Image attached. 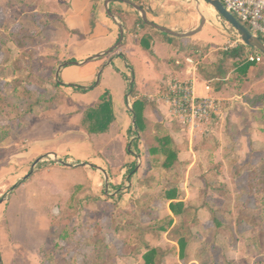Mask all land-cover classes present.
Masks as SVG:
<instances>
[{
  "label": "rangeland",
  "instance_id": "rangeland-1",
  "mask_svg": "<svg viewBox=\"0 0 264 264\" xmlns=\"http://www.w3.org/2000/svg\"><path fill=\"white\" fill-rule=\"evenodd\" d=\"M185 1L189 4L187 13H193L198 27L205 11L204 26L214 24L216 34L227 35L235 30L207 1ZM112 3L114 9L125 6L122 3L127 4L123 1ZM75 14L73 0H0V30L4 29L6 22L15 32L22 26L26 28V33L22 32L17 42L7 41L4 51L0 52V63L8 60L9 64H16L10 77L3 80L31 75L44 82L43 87L32 86L40 92L51 88L54 80L69 84L62 88L64 95L57 108L26 118V126L20 125L14 114L6 122L12 125L13 133L0 144V254L3 264H47L44 255L47 251L55 257L65 255L56 246L57 243L64 245L57 238L56 221L65 209L75 211L72 225L78 234L85 224L93 227L101 222L108 227L111 224L120 226L121 230L111 242L124 264L142 263L141 256L133 253L136 243L131 239L138 229L158 230L164 235L155 237L149 234L148 239L152 245L167 248L169 242L161 228L168 224L170 217L175 223L179 221V217L171 212L169 201L161 197L162 186L142 191L137 186L146 149L142 142L136 145L138 134L130 108L134 98H130L131 84L134 83L136 94L143 97L156 93L158 85L177 74L171 70L170 62L156 61L147 54L158 74L156 84L146 81L148 68L133 55H127L130 65L118 61L120 68L129 75L123 76L118 70L106 67L97 86L95 80L82 85L75 81L87 75L93 67L103 68L106 63L102 59H93L84 66L66 65L60 79L57 73L61 65L77 61V57L84 58V61L92 52L87 37H84L87 35L84 30L86 17ZM122 18L128 26L133 20L122 14L117 17L118 22L121 23ZM137 41L133 38L130 43L138 45ZM222 42L217 40L212 47L204 45L189 55L201 63L215 59L228 45L226 41ZM130 43L128 41L127 45ZM123 48L114 50L113 55L122 52ZM186 64L183 59L180 64L183 73ZM234 74L232 72L229 76ZM220 83L218 96L224 100L225 113L230 115L236 129L226 130V121L222 120L190 134L178 122L172 124V118L163 114V122L174 138L178 142L188 141L190 146L181 154L187 167L182 170L178 195L186 203L204 206L202 219L195 227L198 239L188 248L187 263L177 248V252L168 255L163 264H199L195 258L204 242H216L226 252L229 263L217 254L215 264H264L261 261L263 256L259 255L253 242L256 232L247 229L239 233L237 230L236 221L244 208V201L251 197L253 205L254 199L244 185L245 178H235L233 174L235 161H244L248 155L246 137L242 135L248 132L246 128L254 126V109L245 98L256 94L264 84V59L262 63L252 65L248 78L236 81L231 78ZM3 84L4 81L1 83L4 90ZM74 86L93 88L81 91ZM107 88L110 89L115 119L107 132L91 134L81 119L86 108L97 102ZM127 95L129 97L125 100ZM148 112V118L155 121L157 117ZM102 134L108 135L92 136ZM111 135L116 138L111 140ZM233 135L242 138L237 149L232 142ZM258 141L261 143L256 146L264 148V142ZM127 147L131 155H128ZM90 155L96 161L90 160ZM31 171L30 177L24 180ZM258 240L263 246L261 254H264V235ZM66 251L68 258L76 256L80 263H89L93 259L94 248L85 244L76 243Z\"/></svg>",
  "mask_w": 264,
  "mask_h": 264
},
{
  "label": "trees",
  "instance_id": "trees-1",
  "mask_svg": "<svg viewBox=\"0 0 264 264\" xmlns=\"http://www.w3.org/2000/svg\"><path fill=\"white\" fill-rule=\"evenodd\" d=\"M131 1V0H130ZM140 3L143 7L144 4L140 0H133ZM101 0H91V5L88 8L90 14V32L84 37H92L94 30L99 24L97 18L98 9L102 6ZM110 4V10L119 18L122 14H127L124 10ZM109 18V14H107ZM125 29V38L122 47L129 31L138 32V28H152L153 26L147 24L142 17L137 13L132 20L131 27L128 28L126 20L121 19ZM247 27V25H245ZM100 32H108L109 28L103 24L100 26ZM248 28V27H247ZM26 28L21 27L19 31L15 32L9 22L5 23L3 30H0V52L4 51V46L7 41H18L22 36V32L26 33ZM167 39H175L163 31H159ZM120 38V30L116 42ZM149 36L143 35L141 37V44L146 49H149ZM199 48L195 49L198 51ZM255 50L241 44L238 48L224 50L219 53V56L210 62L199 64L200 74L212 83L218 90L221 83L217 79H233L244 80L248 78V73L252 67V63L247 58V53ZM260 54L264 55L260 52ZM16 64H9L8 60L0 63V144L13 133L11 124L6 123L9 116L14 114L17 116L19 124L22 126L27 125L26 118L35 114H40L42 111L55 109L61 103L64 95L62 88L69 86L60 81H53L51 88L45 92L38 91L37 88L32 86H44V82L36 79L34 76H26L22 78H15L14 80L8 79L12 73V67ZM256 65V64H255ZM234 72L235 74L229 76ZM61 79V77H59ZM227 79V80H228ZM4 81V90L1 83ZM81 91H87L89 88L82 89L81 86H74ZM134 83L130 87L131 97H135L132 102V117L134 119L133 125L135 132L138 134L136 137V145L140 142L146 149L145 164L141 167V175L139 176L137 186L139 190L155 189L162 186L161 197L163 200L169 201V208L174 216L179 217L177 223L174 222L173 217H170L168 224L161 228L165 233L169 247L163 248L161 246L152 245L148 239V235L152 234L155 237L163 236L158 230L151 228L138 229L135 234L131 236L133 242L136 243L134 255L141 256V264H163L164 259L171 253H176L177 248L180 251L184 262L188 253V248L196 242L197 235L195 227L202 219V211L204 206H196L194 204L186 203L179 197V183L182 177V170L187 167V162L181 159V154L190 149L189 142H178L171 130L163 121H152L145 116V110L149 106H154L148 102L147 98L137 97L135 92ZM137 97V98H136ZM246 102L254 109L253 120L254 126L246 128L245 132L246 147L248 155L244 161L236 162L234 169V177L245 178L244 185L248 191L253 195L254 204L251 205V197H247L244 201V208L239 213L236 221V227L239 233L244 230H253L256 232V237L253 242L257 247L259 255L263 256L261 261L264 263V254H261L263 246L261 241L258 240L260 235H264V148L257 147L256 143L264 142V84L260 87L256 94L248 95L245 98ZM230 115L226 117V130L236 129V125L230 120ZM115 119L113 104L109 90H106L100 99L86 108L81 119L82 125L91 134L105 133L108 131L111 122ZM175 124V123H174ZM177 125V124H176ZM241 136H232V142L237 149ZM264 145V144H263ZM128 155L131 151L127 147ZM136 168V164L133 166ZM204 205V204H203ZM75 211L64 210L56 221V234L57 238L64 242V245L56 246L59 250H63L65 255L55 257L50 251L44 253L45 262L47 264H124L120 260L117 253V248L111 239L114 235L119 233L121 227L116 224H111L109 227L99 222L94 224L93 227L85 224L81 227V234L78 238V230L72 225L75 218ZM216 219V218H215ZM80 231V230H79ZM76 243L85 244L94 248L93 259L89 263H80L76 256L68 258L66 249ZM217 254H221L225 261L229 263L226 252L221 245L216 242H204L198 251L195 260L199 264H215L217 262ZM187 263V262H186Z\"/></svg>",
  "mask_w": 264,
  "mask_h": 264
},
{
  "label": "crops",
  "instance_id": "crops-1",
  "mask_svg": "<svg viewBox=\"0 0 264 264\" xmlns=\"http://www.w3.org/2000/svg\"><path fill=\"white\" fill-rule=\"evenodd\" d=\"M140 2L142 4H144L145 7H143V8L146 9L149 20H151L152 22H154L156 24L167 27V28L171 29L172 31L178 32L181 34L191 32V31L195 30L196 28H198L199 24L196 23V18L193 15V13L192 12L187 13V9H189V7H188L189 4H186L187 1H185V0H140ZM73 3H74V7L77 11V14H75V15L76 16L77 15H83L84 18L86 17L85 18L86 21L84 23V28H85L84 30H86V33L88 34L90 32L89 20L91 17L90 14L88 13V8L91 5V0H73ZM100 3L102 6L98 9V13H97V18L99 20V24H98L97 28L94 30L93 36L87 37L88 43H90L91 48H92V52H89L90 57L95 55V54L101 53V52L107 50L108 48H110L112 45H114L116 43V39L118 36V31H119V26L116 23V21H114L113 18H109L107 16L108 13H107L105 5H104L105 0H101ZM120 3L121 2H119V5H120ZM122 5H125V6H117V8H120V9L124 10L125 12H127L128 16L131 17V19L134 18L137 13L139 14V12L134 7H132L131 5H127V4H123V3H122ZM102 7H103V9H102ZM115 16H117V15H115ZM121 23H122V21H121ZM102 24L109 28L108 32H104V33L100 32V29H101L100 26ZM122 25H123V23H122ZM131 25H132V21H131V23H129L128 28L131 27ZM214 27H217V26H215L214 24H210V26L206 25L195 35H192L190 37L174 36L175 39L165 38L162 34H160L159 32L156 31L158 29H156L155 27H154V29H152V28L142 29L141 27H139L137 29L138 32H133V31L128 32L126 40H125V44L122 46V48L125 47V48H123L122 52H119L117 55H113L114 53H110V54L105 55V56L100 57V58H94V59H102V61L104 63H106L104 65V67L103 68L93 67V69L89 70L87 75H84V77L79 78L75 82L77 84H81V83H89L90 84L93 80H95V86H97L100 83V80H99V83L96 84L97 75H98L99 71H101V73H102V71L106 67L118 70L119 73H121V75H123V76L129 75L130 73H126L118 65V61H120V60H123V61H125V63L130 65V63L126 60L127 55H133L134 58H137L136 61L139 59L145 63L146 67L148 68V76L146 78V81L147 80L152 81L153 84H156V81H157L156 79L158 77V74H157V71L153 69L154 64L152 61L149 60V58H148L149 55H151V57L153 59H155L156 61H161V62L168 61V62H170L169 66H171V70L174 73H176L177 76L182 77V78H188V77H190V75L188 74V70H189V67L191 65L186 62L187 68L185 69V71L183 73V69L180 68L181 67L180 64L182 63L183 59L186 60V58H188V57L192 58V56L189 55V52H194L195 49H197V48H199V50H201L204 45H209V47H212L213 44H217V40H220L223 42L226 41V43H228V42H231L235 39V34H237V32H235V30H232L230 33L227 32V35H222V34L219 35V34L215 33ZM159 31H161V30H159ZM143 35L149 36L151 38V40L149 41V49H146L141 44V37ZM171 36H173V35H171ZM133 38L138 39V41H139V42L137 41L138 45H132L130 43V40H133ZM128 41L130 44L127 45ZM147 54H149V55H147ZM206 56L204 57V59L206 58ZM76 59L78 62H83L84 58L81 59V58L77 57ZM213 59H210V60H213ZM91 60H93V59H91ZM91 60H89V61H91ZM210 60H208L207 62H210ZM195 61L197 62V70H196V72H194L192 74V76H194L196 78L197 91L202 92L203 91V83L205 81H208V80H206L200 74L199 64L201 63V61L200 60H195ZM87 63L77 65V66H84ZM72 65H75V64H72ZM64 67H66V66H64ZM64 67L61 69L60 73L62 71H64ZM132 70L134 71V68H132ZM100 77H101V75H100ZM227 79L228 78L217 79V81L220 83L221 81H226ZM65 80H66V82L69 81L68 79H65ZM133 81H134V79L132 80V82ZM64 84H67V83H64ZM89 84H87V85H89ZM210 84L214 88V94L218 96L221 93L220 90L219 89L217 90L212 83H210ZM67 85H69V84H67ZM162 86H163V84L158 85V89H156V93L162 88ZM106 90H109V92H110L109 88H107ZM156 93L149 94V95H155ZM149 95H146L143 97L147 98V100H148ZM128 97H129V95L126 96L125 100ZM137 97H141V96L137 95ZM218 97H220V96H218ZM130 98H131V96H130ZM134 99H135V97L133 98V101H134ZM148 102H150L151 104H155V107L149 106L145 110V116L149 117L148 111H150L152 113V115L154 114L157 117V119L155 121H163L164 115L166 117L170 118L168 113H167V110L164 106L158 105L157 103L149 101V100H148ZM129 103L131 104V99H130ZM225 110H226V108H225ZM225 114L226 113L224 111L223 115L221 117L215 119L214 123L211 125L212 126L215 125V123L218 121L219 122L222 120L225 121L226 117H227L226 116L227 114L226 115ZM132 122H133V117H132ZM171 122H172V124L175 123V121H173V120H171ZM178 125L180 126V124H178ZM107 135L108 134L92 135V136L93 137H100V136L101 137L102 136L107 137ZM113 137H114V135H111V137H110L111 140L116 138V136L114 138ZM109 143L111 145L112 142H109ZM107 145H109V144H107ZM90 156H91L90 160L96 161V160H94L92 155H90Z\"/></svg>",
  "mask_w": 264,
  "mask_h": 264
},
{
  "label": "built area",
  "instance_id": "built-area-1",
  "mask_svg": "<svg viewBox=\"0 0 264 264\" xmlns=\"http://www.w3.org/2000/svg\"><path fill=\"white\" fill-rule=\"evenodd\" d=\"M221 1L229 12L264 41V0ZM241 44L244 43L235 34V39L228 42L224 49L238 48ZM247 58L252 64L263 61V56L257 50L248 52ZM186 62L191 65L188 70L190 77L170 76L155 95L148 96V100L164 106L172 120L194 134L208 128L215 119L221 117L226 104L214 94V88L208 81L203 83L202 92L197 91L196 78L192 76L197 70V62L191 57L186 58Z\"/></svg>",
  "mask_w": 264,
  "mask_h": 264
},
{
  "label": "water",
  "instance_id": "water-1",
  "mask_svg": "<svg viewBox=\"0 0 264 264\" xmlns=\"http://www.w3.org/2000/svg\"><path fill=\"white\" fill-rule=\"evenodd\" d=\"M113 1H123V2L131 5L132 7H134L139 12V15L142 17V19L147 24H149V25L155 27L156 29L161 30V31H163V32H165L167 34L173 35V36L190 37V36L195 35L196 33H198L203 28V26L205 25V18L202 17L201 24H200V26L198 28H196L195 30H193L191 32L182 33L181 34V33H178V32H174V31H172L171 29H169L167 27L161 26V25L156 24V23L152 22L151 20H149V17L147 15V11H146L145 8H143V6L141 4L134 3V2H132L130 0H105L104 5H105L107 13L109 14V16L111 18H113L114 21H116V23L119 26V30H120V38H119V40L114 45H112L110 48H108L107 50H105V51H103L101 53L95 54V55L87 58L83 62L70 61V62H67V63L61 65L58 68L57 77H59L60 71H61V69L64 66L71 65V64L81 65V64L87 63L91 59L103 57L105 55H108V54L112 53L114 50H116L118 47H120V45L123 43V40H124V37H125L124 27H123L122 23L118 22L117 16H115L111 12V10L109 8V4L112 3ZM205 1H207L212 7H214L216 9V11L230 25H232V27L238 32V36L241 39V41L246 46L257 50V51L261 52L264 55V41L261 38L255 36L242 22H240L231 12H229L226 9V7L224 6V4H223V2L221 0H205ZM100 75H101V71H99V73L97 75L96 84L99 83ZM130 108L132 109L131 106H130ZM133 122H134V119H133ZM39 161H40V158L36 160L35 164L37 162H39ZM31 174H32V171L24 177V180L29 178ZM0 202H2V200ZM0 264H3L2 263V259H1V254H0Z\"/></svg>",
  "mask_w": 264,
  "mask_h": 264
},
{
  "label": "bare ground",
  "instance_id": "bare-ground-1",
  "mask_svg": "<svg viewBox=\"0 0 264 264\" xmlns=\"http://www.w3.org/2000/svg\"><path fill=\"white\" fill-rule=\"evenodd\" d=\"M203 11H204V10H203ZM203 15H204V18H205V17L207 18V14H206L205 11L203 12Z\"/></svg>",
  "mask_w": 264,
  "mask_h": 264
}]
</instances>
